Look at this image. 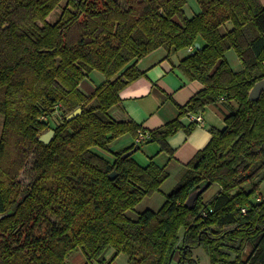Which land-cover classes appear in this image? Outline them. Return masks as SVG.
<instances>
[{"label": "trees", "instance_id": "obj_1", "mask_svg": "<svg viewBox=\"0 0 264 264\" xmlns=\"http://www.w3.org/2000/svg\"><path fill=\"white\" fill-rule=\"evenodd\" d=\"M195 1L199 11L190 14L187 0H0V264H70L78 252L86 264H111L120 254L126 264H198L196 249L209 264H264V91L248 99L264 80V1ZM158 48H191L179 68L203 88L150 132L109 111L142 75L136 62ZM228 50L240 70L227 63ZM93 71L104 81L87 95L79 86ZM220 98L237 106L225 128L211 131L157 211L128 217L169 174L153 159L142 165L123 155L152 141L172 154L167 139L183 128L180 117ZM49 130L52 138L41 142ZM138 133L145 135L139 144L109 149ZM29 159L32 179L23 186Z\"/></svg>", "mask_w": 264, "mask_h": 264}, {"label": "crops", "instance_id": "obj_2", "mask_svg": "<svg viewBox=\"0 0 264 264\" xmlns=\"http://www.w3.org/2000/svg\"><path fill=\"white\" fill-rule=\"evenodd\" d=\"M229 27L230 24H227L226 29ZM190 53H192L191 48L186 49V53L183 50L168 53L164 48H158L141 57L136 62V68L142 75L119 92L120 103L110 109V116L116 121L131 120L150 132L159 130L166 123L174 120L179 114V108L203 88L201 83L190 80L179 68L181 60ZM225 59L234 71L241 69V62L233 50L225 53ZM91 73L79 86L81 91L87 95L93 93L104 81L100 73H97V81H94L93 77H90ZM236 107L234 101L220 98L215 103L207 105L200 114H194L202 116L201 124L193 121V114L183 115L179 119L183 128L167 139L172 154L160 151L159 144L152 141L145 143L146 146L143 149L135 150L132 153L133 157L142 165L153 159L166 167L169 177L172 174L178 176L182 167L208 144L211 131H220L225 128L226 116H229ZM190 126H192L191 130L185 132L184 129ZM121 137L123 139L118 141L115 152L128 149L134 144V139L130 135ZM138 158H142L143 163L138 161ZM72 259L73 256L70 262L76 263L75 259ZM126 263V257L122 256L111 264Z\"/></svg>", "mask_w": 264, "mask_h": 264}, {"label": "rangeland", "instance_id": "obj_3", "mask_svg": "<svg viewBox=\"0 0 264 264\" xmlns=\"http://www.w3.org/2000/svg\"><path fill=\"white\" fill-rule=\"evenodd\" d=\"M122 4H123V2H122ZM63 5H64V2L60 3L59 7H57L50 14V16L47 18V21L49 23H53L56 21V19L59 17V15L61 13V9H62ZM186 8H187L186 11L190 14H193V13L199 11L198 10L199 7L197 6V3L195 0H187ZM183 52L186 53V49H184ZM97 73H98L97 71H94L90 75L91 78L93 77L94 81H97V75H98ZM2 124H3V118L0 116V136H1ZM51 124L52 125L54 124V120H53V122H51ZM121 139H123V137H119V139H117V140L115 139L114 141L110 142L108 145L109 149L114 152L117 149L118 141ZM145 146H146V144L143 143L142 145H140L138 150L143 149ZM140 152H142V151H140ZM138 161L143 163L142 158H138ZM30 164H31V159H29L28 164H27V168L23 171L22 175L20 176V183L23 186L28 185L32 179L31 174L29 173V170H28ZM177 179H178V176L172 174V176L167 178V180L161 185L159 191L155 192L151 196L145 197L140 203H138L136 205L134 210L128 211L127 212L128 217H130L131 219H136L138 214L145 209L157 211L163 205V203L165 201V195L167 193H169L175 187V185L177 183ZM247 187L248 186H246V188ZM217 190H218V186H216V185H214V186L210 187L208 190H206L202 195L204 198V201H208L217 192ZM259 191H260L259 193H261V195L264 196V181L260 184ZM122 256H123L122 254L118 255L119 258H122ZM118 257L114 260V262L116 260H118ZM193 257L198 262V264H209L208 257L202 249L194 250ZM73 259H75V261H76V263H74V264H86L85 257L83 256V254L81 252L74 254ZM69 260H71V257ZM70 264H73V262L71 261ZM92 264H96V263H92Z\"/></svg>", "mask_w": 264, "mask_h": 264}, {"label": "water", "instance_id": "obj_4", "mask_svg": "<svg viewBox=\"0 0 264 264\" xmlns=\"http://www.w3.org/2000/svg\"><path fill=\"white\" fill-rule=\"evenodd\" d=\"M195 47L196 49L200 48V45L198 43H195ZM264 91V80H261L259 82H257L253 88L251 89L248 99L250 101H256L258 100L261 92ZM81 112L80 109H76L71 115H69L67 117V119H72L74 117H76L79 113ZM53 136V131L49 130L48 132H46L45 134H43L39 140L43 143H48L50 141V139ZM136 149H132L128 152H126L123 157L129 156L131 155ZM110 178H113V174L110 175ZM208 186V183H202L198 186L197 188H194L188 195L186 201H185V206L188 208H192L194 206V203L196 201V199L198 198V196L206 189V187ZM4 217V215H0V219H2Z\"/></svg>", "mask_w": 264, "mask_h": 264}, {"label": "built area", "instance_id": "obj_5", "mask_svg": "<svg viewBox=\"0 0 264 264\" xmlns=\"http://www.w3.org/2000/svg\"><path fill=\"white\" fill-rule=\"evenodd\" d=\"M263 65H264V62H263ZM192 119H193V121H195L198 124L202 123V116L201 115H193ZM144 139H145V135L138 133V136L135 138L134 143L139 144ZM256 200L259 201L260 198H257ZM242 212L244 213V210H242Z\"/></svg>", "mask_w": 264, "mask_h": 264}]
</instances>
